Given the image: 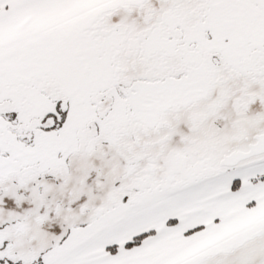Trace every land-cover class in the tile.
I'll return each mask as SVG.
<instances>
[{
  "label": "snow or ice",
  "instance_id": "obj_1",
  "mask_svg": "<svg viewBox=\"0 0 264 264\" xmlns=\"http://www.w3.org/2000/svg\"><path fill=\"white\" fill-rule=\"evenodd\" d=\"M0 264H264V0H0Z\"/></svg>",
  "mask_w": 264,
  "mask_h": 264
}]
</instances>
